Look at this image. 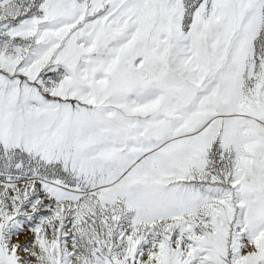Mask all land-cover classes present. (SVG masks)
Instances as JSON below:
<instances>
[{"label": "snow or ice", "instance_id": "1", "mask_svg": "<svg viewBox=\"0 0 264 264\" xmlns=\"http://www.w3.org/2000/svg\"><path fill=\"white\" fill-rule=\"evenodd\" d=\"M0 264H264V0H0Z\"/></svg>", "mask_w": 264, "mask_h": 264}]
</instances>
